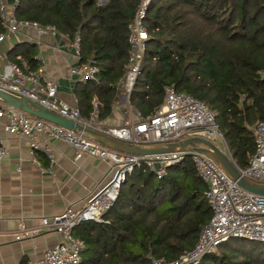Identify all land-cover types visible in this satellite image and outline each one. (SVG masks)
<instances>
[{
  "label": "trees",
  "instance_id": "obj_1",
  "mask_svg": "<svg viewBox=\"0 0 264 264\" xmlns=\"http://www.w3.org/2000/svg\"><path fill=\"white\" fill-rule=\"evenodd\" d=\"M7 1H15L19 19L49 25L69 41L78 36V62L90 59L96 72L75 82V106L82 117L93 109L96 120L108 117L126 64V23L137 0ZM144 25L148 37L127 103L145 117L161 104L166 85L194 96L212 112L235 165L244 167L254 150L250 127L264 120V0H150ZM35 51L31 42H16L6 56L23 72H33L39 67ZM204 187L188 157L159 177L134 167L102 221L72 229L83 242L76 264L176 258L191 248L210 215ZM261 244L230 237L198 264H264Z\"/></svg>",
  "mask_w": 264,
  "mask_h": 264
},
{
  "label": "built area",
  "instance_id": "obj_2",
  "mask_svg": "<svg viewBox=\"0 0 264 264\" xmlns=\"http://www.w3.org/2000/svg\"><path fill=\"white\" fill-rule=\"evenodd\" d=\"M15 1L0 0V45L4 42H19L23 31L32 30L39 36L53 34L49 25L19 19L14 15ZM150 0H137L131 19L126 23L127 57L122 76L115 84L127 97L139 65L148 37L144 17ZM34 42L38 39L27 36ZM77 63L68 69L69 75L77 80L91 79L96 67L90 59L78 62V36L69 42ZM264 77V72H261ZM0 90L15 97H25L37 105L60 116L71 119L82 126L90 127L100 133L131 144H153L172 142L189 136H199L217 145L228 155L222 136L209 108L194 96L176 91L172 85L163 87L161 104L154 111L141 117L136 111L134 117L116 125L101 124L95 118L93 109L89 117L80 116L74 105H68L56 96V84L45 78L41 69L23 72L15 63L0 55ZM95 108V103L92 104ZM0 119L5 133L22 137L27 143L26 160L42 169L36 158V151L43 152L48 164L54 161L50 139L68 145L73 151V160L82 157H95L104 160L109 166V177L105 183L90 190L78 208L65 207L57 214L41 216L36 226L26 229L18 223L22 234L37 235L51 231L57 234V241L41 252L32 264H76L80 259L83 242L76 238L72 229L83 221H102L116 198L125 175L134 167L143 166L159 177L167 166L188 157L197 176L204 182L202 197L209 207L210 215L199 228L190 249L172 260L152 257L149 264H198L208 252L227 238H243L264 242V195L243 190L231 181L220 167L203 153L189 150L161 152L153 154H128L111 149L81 134L75 133L53 122L6 105L0 101ZM254 150L246 165L238 168L239 173L254 182L264 183V120L256 121L251 127ZM187 147V146H186ZM6 147L0 144V160L6 155Z\"/></svg>",
  "mask_w": 264,
  "mask_h": 264
},
{
  "label": "crops",
  "instance_id": "obj_3",
  "mask_svg": "<svg viewBox=\"0 0 264 264\" xmlns=\"http://www.w3.org/2000/svg\"><path fill=\"white\" fill-rule=\"evenodd\" d=\"M105 1L96 2L101 4ZM35 34L32 30L23 31L18 40L35 45L34 58L39 62L37 69L56 84V96L60 100L75 106L73 86L78 80L69 75L68 69L77 61L69 46L70 41L56 31L39 36ZM27 36L38 39V42ZM11 45L7 42L0 45L2 58L8 59L6 54ZM117 94V104L108 117L113 113L127 112L125 107L130 106L121 90H117ZM134 114L132 108L128 119ZM48 142L54 161L49 165L43 152L36 151L40 170L26 160V140L5 133L0 119V144L5 145L7 151L0 160V264H32L44 248L58 239L57 234L51 231L37 235L22 234L18 231L20 221L29 229L37 225L41 216L57 214L65 207L78 208L87 193L109 177L106 161L95 157L73 160V151L68 145L56 139Z\"/></svg>",
  "mask_w": 264,
  "mask_h": 264
},
{
  "label": "water",
  "instance_id": "obj_4",
  "mask_svg": "<svg viewBox=\"0 0 264 264\" xmlns=\"http://www.w3.org/2000/svg\"><path fill=\"white\" fill-rule=\"evenodd\" d=\"M0 101L6 105L12 106L18 110L31 114L35 117L53 122L75 133L81 134L90 138L102 145L111 149L128 153V154H153L161 152L181 151L188 148L211 158L222 170V172L237 186L245 191L264 195V183H257L243 177L230 155L223 151L220 147L211 141L199 136H189L184 139L172 142L153 143V144H131L120 141L113 137L100 133L90 127L82 126L81 124L51 112L35 102L25 97H15L0 90ZM187 146V147H186Z\"/></svg>",
  "mask_w": 264,
  "mask_h": 264
},
{
  "label": "rangeland",
  "instance_id": "obj_5",
  "mask_svg": "<svg viewBox=\"0 0 264 264\" xmlns=\"http://www.w3.org/2000/svg\"><path fill=\"white\" fill-rule=\"evenodd\" d=\"M117 98H118V94L116 95V99H115V102H114L113 106H115L117 104ZM125 109H126L127 112H123V113H119L118 112V115L113 113V115H111V117H108V119H104V120H101L99 122L104 124V125H113V123L114 124H120L123 121L128 120V116L130 114V111H132V108L130 106L129 107L128 106L125 107ZM114 118L117 119V120H115ZM214 142L217 145H220L217 139H214ZM260 247H262V249L264 250V245L261 244ZM219 251L220 250L218 248H215V250H214V252H219Z\"/></svg>",
  "mask_w": 264,
  "mask_h": 264
}]
</instances>
